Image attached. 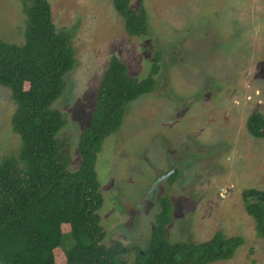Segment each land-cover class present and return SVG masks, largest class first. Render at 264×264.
<instances>
[{
	"label": "rangeland",
	"instance_id": "obj_1",
	"mask_svg": "<svg viewBox=\"0 0 264 264\" xmlns=\"http://www.w3.org/2000/svg\"><path fill=\"white\" fill-rule=\"evenodd\" d=\"M48 1L56 30L71 33L75 56L53 104L66 119L58 137L69 170L79 165L78 139L110 56L143 77L161 51L154 90L128 104L98 153L103 242L121 240L132 264L133 247L146 245L159 198L168 195L170 241L201 242L221 230L244 243L233 257L207 264H264V239L242 199L244 188H264V138L246 128L250 112L264 113V0H130L146 9L143 36L127 33L112 0ZM24 27L21 1L0 0V38L22 43ZM15 108L0 84V159L19 149ZM62 261L56 250L55 262Z\"/></svg>",
	"mask_w": 264,
	"mask_h": 264
},
{
	"label": "trees",
	"instance_id": "obj_2",
	"mask_svg": "<svg viewBox=\"0 0 264 264\" xmlns=\"http://www.w3.org/2000/svg\"><path fill=\"white\" fill-rule=\"evenodd\" d=\"M25 14L24 41L0 38V84L10 89L16 108L12 129L19 149L0 159V264H129L130 251L121 240L103 242L100 224L103 204L96 163L105 139L118 130L128 104L154 90L161 51L155 52L146 76L129 72L128 65L112 54L102 75L89 123L80 133V162L69 170L58 133L66 123L53 106L66 86V74L75 65L68 30H56L48 0H20ZM129 35L143 36L149 22L143 4L112 0ZM246 128L264 138V113L252 111ZM178 170L170 177L172 182ZM242 199L255 222L256 235L264 239V188L246 187ZM173 202L159 198V209L145 246H134L132 264H207L229 259L244 243L241 235L217 230L201 242L170 241L166 227L172 220Z\"/></svg>",
	"mask_w": 264,
	"mask_h": 264
}]
</instances>
